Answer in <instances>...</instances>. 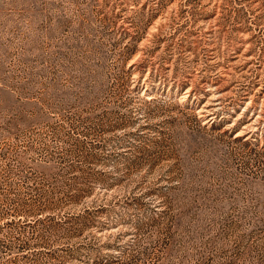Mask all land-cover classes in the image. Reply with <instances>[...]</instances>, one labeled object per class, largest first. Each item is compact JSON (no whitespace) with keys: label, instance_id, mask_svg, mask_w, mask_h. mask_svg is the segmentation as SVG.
<instances>
[{"label":"rangeland","instance_id":"obj_1","mask_svg":"<svg viewBox=\"0 0 264 264\" xmlns=\"http://www.w3.org/2000/svg\"><path fill=\"white\" fill-rule=\"evenodd\" d=\"M0 264H264V0H0Z\"/></svg>","mask_w":264,"mask_h":264}]
</instances>
